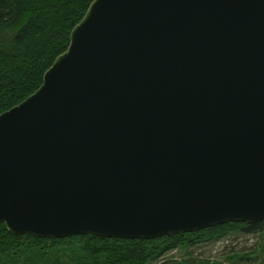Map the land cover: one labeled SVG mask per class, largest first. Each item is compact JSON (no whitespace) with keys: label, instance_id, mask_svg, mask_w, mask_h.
<instances>
[{"label":"water","instance_id":"95a60500","mask_svg":"<svg viewBox=\"0 0 264 264\" xmlns=\"http://www.w3.org/2000/svg\"><path fill=\"white\" fill-rule=\"evenodd\" d=\"M264 220V0H94L0 115L14 234L153 239Z\"/></svg>","mask_w":264,"mask_h":264},{"label":"trees","instance_id":"16d2710c","mask_svg":"<svg viewBox=\"0 0 264 264\" xmlns=\"http://www.w3.org/2000/svg\"><path fill=\"white\" fill-rule=\"evenodd\" d=\"M93 1L0 0V115L42 86L45 73L69 49L73 29ZM236 233H264V220L228 222L153 239L93 234L46 238L14 234L0 222V264H157L171 252H189ZM244 255L243 260L253 256ZM172 263L215 264L191 259H172Z\"/></svg>","mask_w":264,"mask_h":264},{"label":"rangeland","instance_id":"374dc122","mask_svg":"<svg viewBox=\"0 0 264 264\" xmlns=\"http://www.w3.org/2000/svg\"><path fill=\"white\" fill-rule=\"evenodd\" d=\"M189 252L185 250L171 252L157 264H173L172 259L210 261L215 264H264V233L230 234L220 240L193 247ZM251 253L253 256L243 260L244 254L251 255Z\"/></svg>","mask_w":264,"mask_h":264}]
</instances>
